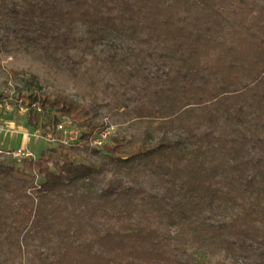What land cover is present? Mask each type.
Returning a JSON list of instances; mask_svg holds the SVG:
<instances>
[{"label":"trees","instance_id":"16d2710c","mask_svg":"<svg viewBox=\"0 0 264 264\" xmlns=\"http://www.w3.org/2000/svg\"><path fill=\"white\" fill-rule=\"evenodd\" d=\"M72 2L79 15L97 14L116 34V38L104 42L108 48L105 60L111 69L128 66V71L139 72L153 65L157 80H162L161 74L168 75V92L162 88L155 92L160 106L169 101L163 106L166 117L161 115L156 124L134 136L129 141L131 148H122L123 141L117 137H113L112 145L105 141L100 147L90 148L99 154L104 146L109 164L118 171L140 168L152 174L163 192H144L120 179L116 184L108 181L96 195L87 186L80 195L83 204L96 197L101 205L91 202L94 207L86 212L94 227L93 237L86 239L85 225L72 222L43 201L67 187L51 170L50 155L22 157L8 164L0 160V264H171L173 256L156 229L135 222L117 230L111 223L120 214L129 219L146 207L166 209L171 217L188 223L193 240L202 247L225 252L234 264H264V227L257 226L258 217L243 204L238 207L218 184L217 175L223 166L205 158V146L212 138L223 147L230 138L233 145L228 143L226 150L231 146L241 156H248L253 168H259L245 178L246 185H255L258 175L264 179V10L242 11L229 6L220 11L211 7L202 14L196 8L192 17L188 11L183 14L182 0ZM215 17L226 21L228 27L220 26ZM60 33L61 27L44 17L41 0H0L3 45L18 44L34 56L74 64L60 41ZM16 96L29 101L27 112L21 116L29 128L53 132L59 115L70 117L80 127L90 125V108L58 89L40 90L37 86L26 96ZM230 97L234 100L227 104ZM184 98L188 107L174 110L176 102ZM221 130L227 135L220 134ZM189 147L194 150L186 156ZM59 148L64 152L59 170L70 181L79 179L83 184L85 178L101 172L91 163L74 162L73 148L62 144ZM178 152H184L183 161L170 160L169 156L176 157ZM35 172L42 178L39 188H35ZM29 188H33L30 194L26 191ZM254 189L264 200V183ZM33 190L43 191L34 206ZM98 210L104 217L101 226H96L93 217ZM257 213L264 215V206ZM46 235L49 242L37 250L35 259L23 261L29 240H43Z\"/></svg>","mask_w":264,"mask_h":264},{"label":"rangeland","instance_id":"374dc122","mask_svg":"<svg viewBox=\"0 0 264 264\" xmlns=\"http://www.w3.org/2000/svg\"><path fill=\"white\" fill-rule=\"evenodd\" d=\"M17 1L24 2V0ZM182 1L184 2L182 6L186 9L181 8L183 14L188 11L192 17H194L196 8L202 14H207L206 11H209L211 7L220 11L227 10L229 6H234L242 11L261 12L264 10V0ZM41 5L46 20H52L61 27L60 41L75 63L70 62L69 65H66L62 59L51 60L27 53L21 45L0 43V93L26 96L30 90H36L39 86L40 90L58 89L82 101L91 110V121L90 125L86 127H80L74 122L76 131L74 135L78 141L76 145L69 146L73 148L72 159L74 162L91 163L95 167L101 168V172L99 174L94 172L91 177L83 180V184L79 179L70 181L69 176L59 170L64 152H61L55 136L52 137L51 132H46L43 128L32 129L25 126L21 116L13 117L15 125L24 126L21 130L0 131V160L4 161V164L11 161L17 162L18 159L12 156V152L16 150L27 152L28 157L32 158L50 155L51 170L59 174L67 187L62 190L61 194L47 196L43 201L61 215H67L72 222H81L85 225L83 235L86 239H91L94 235V227L89 224L90 219L85 215L87 210H92L94 207L91 202H96V206H100L101 200L92 197L91 202L83 204L80 195L85 193L87 186L96 195L108 181L116 184L115 181L120 179L122 183H128L135 188L140 187L144 192L160 195L163 190L152 174L140 168L130 172L116 170L109 164V155L104 150V146L99 149V154H94L84 144L82 135H94L106 129L109 131V136L105 144L112 145L113 137H117L123 141L122 148H131L129 141H133L134 136H140L145 128L156 124L161 115L166 117L167 110L163 109V106H168L169 101H165L160 106L156 103L155 92L161 88L168 92L171 84L166 74H161V81L157 80L154 76L153 65L144 67L139 72L135 69L128 71V66L111 69L105 60L108 48L104 42L116 38V34L102 23L97 14L79 15L72 0H41ZM229 16L225 15V18L230 20ZM215 18L219 19L220 26L228 27L226 21L218 17ZM68 66H72V69H69ZM32 76L35 79H31ZM31 80L37 83H32ZM232 100H234L232 97L227 99V104H230ZM187 103V99H180L173 109L177 111L184 109L188 107ZM220 132L222 134L226 131L221 130ZM224 135L227 134L224 133ZM211 140V144L208 143L210 145L205 146L208 151L205 158L211 164L223 166L224 171L222 170V173L217 175L218 184L235 199L238 207L242 206L239 204H243L250 213L258 217L257 226L264 227V215L257 213L258 209L261 210L264 206V200L259 197L260 194L257 195V190L254 189L256 184H263L264 179L258 175L254 182L255 185L247 186L245 183V178L254 175L259 168H253L251 162L247 161L248 156H241L231 149V146L228 145V150H226L228 143L233 145L230 138L224 142L225 147L215 143L213 138ZM193 150V147H189L186 156H191ZM183 154L178 152L177 158L174 155L169 158L172 161L180 162L183 161ZM166 162L170 163L171 161ZM41 179V175L35 172V181L39 183ZM42 192L33 190L36 197V200L33 199V206L39 201ZM101 214V210L93 213L96 226H101L104 221ZM135 222L154 228L159 232L161 242L168 254L171 253L173 258L181 260L180 263H177L171 258V264H234L232 258L225 252L214 247H202L199 242L193 240L192 230L188 227V223H181L171 217L166 209L164 211L146 207L142 211L135 212L129 219L122 214L111 219V223L117 230L133 226ZM49 238L47 236L43 240L39 237L30 239L29 247L24 251L23 261L35 259L37 250L42 244L49 242Z\"/></svg>","mask_w":264,"mask_h":264},{"label":"built area","instance_id":"2783aa9c","mask_svg":"<svg viewBox=\"0 0 264 264\" xmlns=\"http://www.w3.org/2000/svg\"><path fill=\"white\" fill-rule=\"evenodd\" d=\"M28 104L29 101L25 97L4 93L0 95V131L10 132L13 130H21L23 125H15L13 119L10 117L24 116L27 112ZM32 105L34 106L33 103ZM74 133H76L74 130V121L66 115H59L54 131L51 132L52 137L55 136L59 144L69 147L77 144L78 138L75 137ZM24 134L27 135V133ZM108 136L109 131L104 129L84 139V144L89 148H97L107 140ZM28 155L27 152L20 150L12 152V156L17 159L27 157ZM39 186L40 185L35 181V188H39ZM32 189L33 188L27 189V193L30 194Z\"/></svg>","mask_w":264,"mask_h":264}]
</instances>
